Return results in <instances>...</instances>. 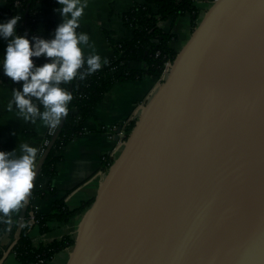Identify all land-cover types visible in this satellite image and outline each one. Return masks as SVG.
I'll return each instance as SVG.
<instances>
[{
    "label": "water",
    "instance_id": "1",
    "mask_svg": "<svg viewBox=\"0 0 264 264\" xmlns=\"http://www.w3.org/2000/svg\"><path fill=\"white\" fill-rule=\"evenodd\" d=\"M67 264H264V0L206 10L141 105Z\"/></svg>",
    "mask_w": 264,
    "mask_h": 264
},
{
    "label": "crops",
    "instance_id": "2",
    "mask_svg": "<svg viewBox=\"0 0 264 264\" xmlns=\"http://www.w3.org/2000/svg\"><path fill=\"white\" fill-rule=\"evenodd\" d=\"M86 2L87 7L79 20L80 27L77 29V33H86L89 36L91 47L85 49V54H98L102 60L106 58L109 61L113 54L112 42H120L132 37V29L124 23V14L136 4L146 3V0H86ZM210 2L211 0H199L197 6L200 12L206 9ZM5 5L6 0H0V23H6L13 17H17L20 22L19 16L3 15ZM60 7L57 3L55 10ZM56 14L57 29L63 22V17L58 11ZM181 17L183 16H170L160 22V26L165 31L174 33L175 39L172 46L176 51H179L176 43L179 41L182 45L187 43L194 30L191 18ZM56 29L47 33L45 39H53ZM188 30L190 34L187 33ZM15 35L18 33L15 32ZM7 45L8 40L0 36L2 72H4L3 62ZM145 66L144 62L129 63V67L134 69ZM156 85L157 79L148 75L139 80L116 83L95 108L93 117L84 122V133L70 140L59 152L61 159L56 164V173L52 177L44 178L43 188L47 192L44 196L34 199V206L38 212L50 214L58 203L63 202L70 210H76V212L66 221L49 219L48 230L45 232L41 230L40 224L35 222L29 229V235L35 245L60 240L64 236H70L75 240L79 224L94 200L100 181L109 167L103 156L111 153L115 148L116 141L111 135L116 137L122 124L137 110V107L146 102ZM12 93L11 85L0 80V151L14 152V157H19L23 154L21 145L28 144L37 149V164L44 150L50 126H45L38 119L35 125L36 135H26L24 127L27 121L18 114L14 104L12 111H8L7 106L13 100ZM118 153L119 151L117 155ZM11 242L9 233L1 237L0 259ZM72 247L56 253L49 264H67ZM3 264H20V262L12 251Z\"/></svg>",
    "mask_w": 264,
    "mask_h": 264
},
{
    "label": "trees",
    "instance_id": "3",
    "mask_svg": "<svg viewBox=\"0 0 264 264\" xmlns=\"http://www.w3.org/2000/svg\"><path fill=\"white\" fill-rule=\"evenodd\" d=\"M17 1H20L21 7L16 6ZM57 3L58 0H6L3 15L20 16L16 32L19 36H27L34 46L33 36L45 39L47 33L56 29L55 6ZM199 13L200 9L194 0H146L144 4H136L123 16L125 25L132 29V37L124 41L112 42V57L106 64H102L100 70L87 76L83 81L76 79L61 85L72 94L73 100L68 105L67 117L62 118L58 126L62 129L61 134L44 161L42 171L34 184L30 205L25 212L21 207L16 213L12 212L10 217L0 213V239L6 233H9L13 239L19 219H25L20 239L13 249L20 264H38L40 259H43L45 264H49L56 253L74 245L75 240L70 236L35 245L29 235L31 211L34 212L35 222L40 224L43 232L48 230L49 219L66 221L76 212V210H70L63 202L58 203L50 214L40 213L34 206V199L44 196L47 192L43 188L44 178L52 177L56 173V164L61 159L59 152L70 140L84 133V122L93 117L95 108L116 83L139 80L147 75L158 79L164 70L165 61L176 58L178 51L172 46L175 35L165 31L160 26L161 21L170 16L187 14L195 28L198 25ZM33 60L37 67L50 62V58L43 56L34 57ZM132 61L144 62L146 66L141 69L130 68L129 63ZM0 80L9 83L13 90H22V83L13 82L1 69ZM33 102L40 107L41 111L44 110L39 101L34 99ZM14 107L16 108L15 104ZM35 125L36 123L27 121L24 133L29 136L36 135ZM133 125L134 122L131 129ZM50 138L51 135H48L47 139L50 140Z\"/></svg>",
    "mask_w": 264,
    "mask_h": 264
},
{
    "label": "clouds",
    "instance_id": "4",
    "mask_svg": "<svg viewBox=\"0 0 264 264\" xmlns=\"http://www.w3.org/2000/svg\"><path fill=\"white\" fill-rule=\"evenodd\" d=\"M63 22L57 27L51 40L15 35L18 18L0 23V36L8 40L4 56V74L13 82L22 83V90H13V104L25 121L36 123L39 118L45 126L56 127L67 117L72 94L62 84L73 80L83 81L102 68L108 61L98 54L85 55L91 47L86 33H77L79 20L87 7L86 0H58ZM50 58V62L37 67L33 58ZM39 101L43 111L33 102ZM22 155L0 151V213L10 217L27 203L36 175L37 149L28 144L21 145ZM11 222L10 220L8 221Z\"/></svg>",
    "mask_w": 264,
    "mask_h": 264
},
{
    "label": "built area",
    "instance_id": "5",
    "mask_svg": "<svg viewBox=\"0 0 264 264\" xmlns=\"http://www.w3.org/2000/svg\"><path fill=\"white\" fill-rule=\"evenodd\" d=\"M194 1L197 3L199 0H194ZM21 5L22 4L20 3V1L16 2L17 7H21ZM173 61L174 60H166L165 61L164 70H163L160 78L157 79V85L160 84L169 75ZM141 105L139 106V108L137 107V110L122 124V126H121L119 132L117 133L116 137H115V135H111V137L113 139H115V141H116L115 148L113 149V151L111 153L103 156L104 161L107 162V164L109 166L113 163L114 159L116 158L117 152L120 151V149L123 147L124 143L126 142L127 138L129 137V134L131 131V125L136 120V118L138 117V113H139V109H140ZM58 126H56V127L50 126L48 135L52 136L55 133V131L57 130ZM48 142H49V139L46 138L45 145H47ZM32 218L35 219L34 216H32ZM38 264H45V261L43 259H40Z\"/></svg>",
    "mask_w": 264,
    "mask_h": 264
},
{
    "label": "rangeland",
    "instance_id": "6",
    "mask_svg": "<svg viewBox=\"0 0 264 264\" xmlns=\"http://www.w3.org/2000/svg\"><path fill=\"white\" fill-rule=\"evenodd\" d=\"M213 1H214V0H211L210 5L212 4ZM210 5H207V6H206L207 8H206V9H205V8L202 9L203 11L199 13L198 22L202 19V17L204 16V13L206 12V10L208 9V7H209ZM180 16H183V17H181V18H183V19H186V18L189 17L187 14H185V15H180ZM180 16H179V17H180ZM179 19H180V18H179ZM184 26H185V25H184ZM186 26H188V25H186ZM187 33H189V30H188ZM189 34H190V33H189ZM190 37H191V35H190ZM177 38H179V36H178ZM185 44H186V43H185ZM185 44L182 45L181 41H179L178 43H176V46L179 47L178 50L180 51V50L184 47ZM125 82H126V81H125Z\"/></svg>",
    "mask_w": 264,
    "mask_h": 264
}]
</instances>
